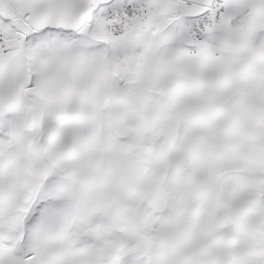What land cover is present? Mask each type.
Returning a JSON list of instances; mask_svg holds the SVG:
<instances>
[{
	"label": "snow or ice",
	"instance_id": "1",
	"mask_svg": "<svg viewBox=\"0 0 264 264\" xmlns=\"http://www.w3.org/2000/svg\"><path fill=\"white\" fill-rule=\"evenodd\" d=\"M0 264H264V0H0Z\"/></svg>",
	"mask_w": 264,
	"mask_h": 264
}]
</instances>
